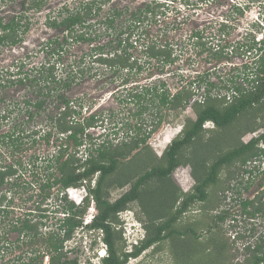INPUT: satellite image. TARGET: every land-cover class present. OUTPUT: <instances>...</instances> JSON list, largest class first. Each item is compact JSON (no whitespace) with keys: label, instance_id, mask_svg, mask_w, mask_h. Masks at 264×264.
<instances>
[{"label":"trees","instance_id":"16d2710c","mask_svg":"<svg viewBox=\"0 0 264 264\" xmlns=\"http://www.w3.org/2000/svg\"><path fill=\"white\" fill-rule=\"evenodd\" d=\"M111 1L91 0L76 9L64 7L56 16H49L46 25L51 29H63L64 42L72 39L91 44L102 36L109 37L106 44L96 46L94 51L97 57L94 56L91 62L103 65L105 72L111 74L114 81L119 80L120 87L125 89L130 84L131 75L141 72L148 64L136 59L132 50L139 46L146 59H157L160 65L166 66L176 60L174 45L168 41L152 39L148 28L151 23H157L159 17H165L163 3L152 0L144 7L137 6L134 9H119L113 5L102 14L105 5ZM44 5V0L33 1L26 10H40ZM26 14V11L20 12L6 23V17H0V45L20 47L23 44V35L31 26ZM95 20L105 27L103 32L96 30V35L92 25ZM225 30L226 25H223L221 32H226ZM193 38L194 46L202 52L209 51L211 60L219 61L223 58L229 61L232 56L237 55L251 58L258 52L261 56L258 60L234 69L236 73L232 75L217 76L223 83L220 86L212 80L214 72L207 71L197 75L188 85L181 86L174 94L165 83L141 87L140 90L132 89L125 101L136 105L137 110L133 114L136 122L127 121L121 127L118 122L111 123L112 133L118 134L120 130L127 133L126 138L116 145L108 139L95 142L90 130L105 125L104 119L100 120L101 114L94 112L83 117L82 104L64 94L74 84L71 74L59 78L55 64H42L34 76L33 73L22 71L23 65L14 66L18 69L14 73L18 78L12 79L15 76L11 74L6 87L16 83H30L31 91L38 99L27 101V104L38 114L48 101L52 102L56 113L50 112L49 126L52 130H57L55 135L58 139L66 142L59 146L54 155L45 159V175L39 185L43 199L36 202L35 210L27 213L29 217L37 215H34V219L27 218L12 225V230L19 233L18 241L30 245L41 240L42 244L45 243L47 252L43 251L39 256L44 260L48 257V264H80L78 256H68L69 252L75 253V249L69 251L65 244L85 228L95 234L93 245L98 244L97 240L101 237L106 246L107 257L102 260V264H127L131 258H138L150 249L153 254L163 251L171 254L172 261L164 264H264V236L245 246L244 261H234L237 257L232 253L233 245L229 241L230 236L226 237L228 232L225 228L231 213L229 209H217V204L222 199L219 193L231 190L239 168L255 160H261V164L264 161V35L258 42L254 38L250 44L241 46L229 43L219 49L217 45L215 51L200 33H195ZM47 47L52 48V54L61 56L64 43H60L57 38L48 41ZM229 47L233 50L228 52ZM81 63H84L83 59ZM78 83L79 81L75 84ZM216 88L221 89L214 93ZM201 89L203 92L199 95ZM222 90L226 93L223 94ZM187 108H192L195 119L186 117L177 137L162 156H158L147 143L148 139L165 121V113H170L174 120H179ZM147 111L150 112L149 117H144ZM6 113L2 117L3 121L8 117ZM28 114L32 118L35 115L33 111ZM207 123H212V127H206ZM52 130L49 128L45 135L49 143ZM129 133L133 135L130 136ZM249 134L257 136L245 142L244 139ZM6 138L12 146L19 147L22 144L20 134L17 137L4 135L2 143H6ZM87 144L89 147H86ZM72 148L76 151L71 152ZM83 148L87 152L84 159L77 155ZM38 160L35 156L33 162ZM181 166H191L195 180L194 187L187 192L176 185L172 178ZM256 169L259 170L260 166ZM254 170L245 169L244 172L252 174ZM18 171L14 164L0 167V186L9 183L8 178L17 175ZM83 186L87 187L89 195L82 205H77L68 198L66 191ZM127 186L129 190L111 201L113 191ZM55 187L59 202L56 210L63 211L64 217L55 229L52 225L49 231L43 232L41 226H46L43 218L49 210L46 207L43 209L42 205H45L46 199L51 195L50 191ZM237 194L242 195V191L237 190ZM6 198V195L0 197V212L8 216L9 205L3 204ZM263 198L264 190L254 199L240 196L237 201L239 200L245 215L254 217L257 213L264 214ZM93 201L97 214L90 225L84 226L85 216ZM134 205H138L143 215L138 219L145 230V238L141 246L127 252L119 215L132 209ZM194 211L198 213L195 215ZM36 217L42 220L41 223L34 221ZM233 218L237 217L234 215ZM237 239L243 240L244 237L238 235ZM3 243L5 250L12 249L16 244L8 240ZM36 252L31 251L34 254ZM34 258L30 257L28 262L21 259V264H33Z\"/></svg>","mask_w":264,"mask_h":264},{"label":"rangeland","instance_id":"374dc122","mask_svg":"<svg viewBox=\"0 0 264 264\" xmlns=\"http://www.w3.org/2000/svg\"><path fill=\"white\" fill-rule=\"evenodd\" d=\"M33 1L39 0H0V17H6L4 23L9 21L12 16L24 11L27 12L26 15L30 18L31 23L28 32L23 35L24 42L20 47L0 45V167L14 164L19 169L17 175L8 178L9 183L0 186V197L7 196L3 204L9 205L8 216L0 212V264H21V259L28 262L30 257H35V261H32L33 264H40L41 261H44L43 264H48V257L44 260L39 256L41 252H47L45 251V243L43 242V245L41 240L30 245L18 241L19 233L12 230V225L27 218L34 219V215H37L32 214L33 216L29 217L27 213L35 210L36 202L43 199L39 185L45 175V172H43V166L46 165L45 159L54 155L55 151L59 150V146L66 143L65 140L58 139V136L55 135L57 130H52V127L49 126L48 116L50 112L54 113L55 111L56 113L52 102L48 101L45 108L38 114L31 105L28 106L29 104H27V101L33 102L38 99L37 95L31 91L30 83L24 85L16 83L4 87L11 78V74L14 75L18 71L14 67L15 65H23L22 71L33 73V76L36 74L37 69L42 67V64L45 66L55 64L59 78H65L71 74L74 84L64 94L73 101H79L82 104L83 117H87L97 108L96 112L99 115L101 114L100 120L104 119L105 125L101 128L96 125V128L90 130V134L97 143L103 139H108L116 145L126 138L127 133H123L122 130L118 134L112 133L113 124L111 123L118 122L120 123L119 127H121L122 124H127V121L136 122V118L133 117L137 110L136 105L125 101L129 98L132 89L140 90L141 87L165 83L167 88H170V91L174 94L181 86L188 85L197 75L207 71L214 72L212 80L220 86L223 83L217 76L232 75L235 72L234 69L244 63L258 60L261 56V53L258 52L250 56L251 58H243L237 55L232 56V60L229 61L223 58L219 61L211 60L209 51L202 52L200 48L194 46L193 36L195 33H200L203 40L210 43V47L214 51L217 45L219 49L229 43L230 45L241 46L242 44H250L254 38L258 42L263 39L264 35V0H157V2L165 5L163 8L166 15H164L165 17H159V21L151 23L148 28L151 30L152 39L168 41L174 45L176 60L171 65H155L152 60L151 62L146 59L141 53L140 47L137 46L136 49L132 50L134 57L152 65L146 64L145 69L141 72L132 74L130 84L126 86L127 88L119 90V80L114 81L111 74L105 72L104 66L100 63L91 62L97 54L94 51L96 46L106 44L109 37L102 36L93 44L77 42L72 39L64 42L63 29L62 31L51 29L46 25L48 17L56 16L64 7L76 9L82 3L91 0H44L45 5L40 10H26ZM144 1L151 0H112L105 5L102 14H105L113 5L119 9L124 7L134 9ZM237 9L240 10L237 11ZM95 21L92 24L94 35H96V30H101V32L105 30L103 25H99V22ZM223 25H226V32H221ZM57 38L60 43H64L61 56L52 54L51 47L46 48L48 41ZM56 47L57 45L54 46V48ZM232 50L229 47L227 51ZM82 59L84 63H81ZM82 68H84V72H82ZM15 78H18V75L12 77V79ZM77 81L79 83L75 85ZM219 89L221 88H216L214 93H217ZM117 90L119 91L116 92ZM114 92L116 93L113 94ZM202 92L201 89L199 95H202ZM221 92L226 93L223 90ZM28 110L35 113L33 118L28 114ZM5 112H7L8 117L3 121L2 117ZM149 114L150 112L147 111L144 117ZM166 114L165 121L147 142L158 156H162L165 149L177 137L184 119L186 117L195 119L196 117L192 108H187L179 120H174L170 113ZM105 127H107L106 130ZM207 127H212V123H209ZM49 128L53 133L49 136L50 143L45 137ZM19 134L21 135V146H12L8 138L5 140L6 143H2L1 138L4 135L17 137ZM129 135L133 134L129 133ZM251 136L252 138L255 137L254 134H249L245 139L249 140ZM86 147H89L88 144ZM85 150L83 148L77 154L82 159L87 154ZM75 151V148L71 149V152ZM35 156L39 158L38 162H33ZM258 165L260 166L259 170L256 169ZM244 168L248 171L256 170L249 174L244 172ZM236 169L237 167L234 168L235 171ZM237 173L236 178L232 181L231 190L227 192L222 189V191L219 190L222 192L219 193L222 199L217 204V209L219 211L230 210L231 217L225 224L228 232L226 237L230 236L231 238L229 240L233 245L231 250L237 257L234 261L242 262L245 259V246L249 242L254 243L258 238L264 236V214L257 213L254 217L245 215L237 199L240 196L244 199H254L264 190V161L261 164V160H255L245 167L239 168ZM222 176L224 177V173H222ZM172 178L175 184L181 187L184 192L190 191L195 185L191 166H181L174 172ZM261 183L263 185H260ZM127 190H129V186L113 191L111 201L118 199ZM237 190L242 191V195L239 196ZM50 193L49 199H46L45 205H42L43 209L46 207L49 210L43 218V222L46 223V226H41L43 232L49 231V227L52 225L55 229L64 217L63 211L59 210L57 212L56 210V204H59L57 201V187L52 188ZM79 195H85L83 189L73 192V196L79 198ZM215 206L216 204L213 205L214 209ZM218 210L216 211L218 212ZM132 211L135 213L136 219L142 215L138 205H134ZM92 213L96 215V208L95 212L89 209L86 218H89ZM193 213L196 215L198 212L194 211ZM234 215L237 218L234 219ZM34 221L40 222L42 220L36 217ZM138 221L140 220L138 219ZM234 224L235 227H233ZM80 231L77 232L73 240L65 244L67 250L75 249V253L69 252L68 256L70 258L78 256L82 264H88L90 261L98 262V253L102 252L105 246L100 244L99 240H97L98 244L93 245L94 235L84 236L81 243L79 239L84 233ZM238 235H243L244 239H237ZM5 240L16 244L12 249L5 250L3 247V241ZM32 250L37 252L35 254L31 253ZM152 251L150 249L142 253L139 258L132 259L129 264H164L172 261L171 254L168 251L155 254Z\"/></svg>","mask_w":264,"mask_h":264},{"label":"clouds","instance_id":"9594fccd","mask_svg":"<svg viewBox=\"0 0 264 264\" xmlns=\"http://www.w3.org/2000/svg\"><path fill=\"white\" fill-rule=\"evenodd\" d=\"M208 124L209 123L206 124V127H207ZM81 189H83V191L85 192L84 196L83 195H79V198L73 196V192L74 191L75 192H77L79 190L81 191ZM66 192L68 194V198L71 199V201H73L77 205H82L84 200L86 199V197H88V195H89V191H88L86 186H83V187H80V188L72 187V188L67 189ZM185 192H187V191H185ZM92 203H93V205L91 204V207L89 209H91V211L95 212V208H96L95 202L93 201ZM119 216H120V219H121V222H122L120 227L124 230L123 235H124V238H125L126 243H127V251L128 252H132L135 247L141 246V242L145 238V230L143 229V226H142L141 222L138 221V219H136L135 213L132 211V209H129V210L124 211V212H121ZM94 217H95V215H93V213H92V215H90L89 218L88 217L86 218V216H85L84 226L90 225L92 223ZM80 232L84 233V235L82 237H80V239H79L81 243L83 242L84 236L88 237V236L94 235L93 237H94V241H95V234L93 232H88L86 230V228L84 230L81 229ZM128 232L130 233L129 236H127ZM98 240H99L100 244H103L105 246V244L101 240V237H99ZM106 257H107V249H106V246H105V249H103L102 252L98 253V257H97L98 262L90 261V262H88V264H102V260L105 259ZM132 259L136 260L137 258H131L129 260V262ZM129 262L127 264H129ZM80 264H82V263H80Z\"/></svg>","mask_w":264,"mask_h":264},{"label":"flooded vegetation","instance_id":"af4514ba","mask_svg":"<svg viewBox=\"0 0 264 264\" xmlns=\"http://www.w3.org/2000/svg\"><path fill=\"white\" fill-rule=\"evenodd\" d=\"M152 1V0H151ZM151 1H144L142 4H140L138 7H144V6H146V4H148V3H150ZM93 43H96V42H92L91 44H93ZM97 57V56H96ZM153 62H154V64L155 65H160L161 63H160V61H158L157 59H151ZM150 60V61H151ZM151 61V62H152ZM149 64V63H148ZM149 65H152V64H149ZM120 82V81H119ZM76 85V84H75ZM6 87V86H5ZM8 87V86H7ZM118 88H119V90L121 89V87H120V85L118 86ZM119 90H117L116 92H118ZM116 92H114L113 94H115ZM113 94H111V96H113ZM96 111H97V108H95V110H94V112L96 113ZM93 112V113H94ZM90 115V114H89Z\"/></svg>","mask_w":264,"mask_h":264},{"label":"built area","instance_id":"2783aa9c","mask_svg":"<svg viewBox=\"0 0 264 264\" xmlns=\"http://www.w3.org/2000/svg\"><path fill=\"white\" fill-rule=\"evenodd\" d=\"M254 136H257V135L254 134ZM251 138H252V136L250 137V139H251ZM250 139H249V140H250ZM249 140L244 139L245 142H248ZM129 234H130V233L128 232V233H127V236H129Z\"/></svg>","mask_w":264,"mask_h":264}]
</instances>
